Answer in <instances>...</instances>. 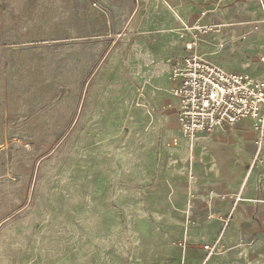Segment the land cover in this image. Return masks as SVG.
Returning a JSON list of instances; mask_svg holds the SVG:
<instances>
[{"label":"rangeland","instance_id":"1","mask_svg":"<svg viewBox=\"0 0 264 264\" xmlns=\"http://www.w3.org/2000/svg\"><path fill=\"white\" fill-rule=\"evenodd\" d=\"M198 21L221 31L198 34L199 55L264 75V0H130L127 23L83 43L27 45L26 32H0V110L25 124L0 144V264H264V218L230 223L220 242L225 226L214 202L199 204L209 195L194 171L196 159L215 160L165 105Z\"/></svg>","mask_w":264,"mask_h":264},{"label":"crops","instance_id":"2","mask_svg":"<svg viewBox=\"0 0 264 264\" xmlns=\"http://www.w3.org/2000/svg\"><path fill=\"white\" fill-rule=\"evenodd\" d=\"M129 16L130 0H7V3H2V1L0 3V32L7 30L26 32L27 41H32L28 42L27 45H34L35 43L43 45H66L69 42L83 43L92 40L93 36H104L108 30L121 27L127 23L126 20L129 19ZM36 39H40L42 42H37ZM21 45L26 44L22 43ZM69 56L61 53L63 61H68L72 56L77 61L84 58L78 52ZM259 64L264 65L260 61ZM220 66L226 71L236 72ZM250 74L254 77L263 75H254L252 72ZM0 102H2L1 99ZM169 102L175 104L171 94L165 105ZM170 111L174 112L177 120V108ZM9 112L0 110V144L4 143L7 138L4 129L25 125L22 123L24 119L22 112L18 114ZM36 124L29 123L27 125ZM241 124H246V132L243 136L236 133V127ZM229 133L230 140L223 141L224 136ZM201 137H208L211 142H198ZM257 139L258 135L253 128L252 121L245 120L228 127L226 132L218 131L211 136L200 135L192 146L198 155L201 151L208 150L207 152L211 156L210 160H215L208 165L207 162L203 164L199 159H196L194 171L198 177L196 185L197 189L201 191L200 195H203V198L205 195H209V201H200L199 204L206 206L208 202L212 206L214 202L213 214L216 217L224 216L229 219L226 225L221 220L214 219L216 224L224 225L226 229L220 237L221 243L230 240L232 229L227 236L225 235L230 223L232 226L241 225L243 222L252 224L256 220L261 221L264 218V190L256 188L257 183H259L258 185L264 184V180L260 179L258 182L256 172H252L257 162L264 163V138L261 146L257 144ZM191 157L194 161L195 152L192 153ZM250 160L253 163L251 170L248 171L247 164ZM204 166L210 169L207 170L206 168L205 170ZM203 172L207 173V179H204ZM235 173L238 180H234L232 177V174L235 175ZM239 185L241 186L240 190L238 189ZM207 190L212 191L205 194ZM230 194L240 195L241 201L235 203L233 200L221 198L223 195ZM258 198L261 202L255 203L254 200ZM218 212H221L222 215H216ZM218 243L219 241H217Z\"/></svg>","mask_w":264,"mask_h":264},{"label":"built area","instance_id":"3","mask_svg":"<svg viewBox=\"0 0 264 264\" xmlns=\"http://www.w3.org/2000/svg\"><path fill=\"white\" fill-rule=\"evenodd\" d=\"M193 30V38L168 72L169 91L175 104L169 102L166 108H177L181 133L193 145L200 135L226 132L230 126L251 120L258 135L257 144L261 146L264 138V75L254 77L248 72H229L206 60L196 51L198 34H219L221 31L217 25H204L200 21ZM260 61L264 63V56ZM221 198L235 203L241 201L238 194L223 195ZM217 218L225 225L229 220L224 216ZM178 246L184 244L179 242ZM205 248L214 252L216 247Z\"/></svg>","mask_w":264,"mask_h":264}]
</instances>
